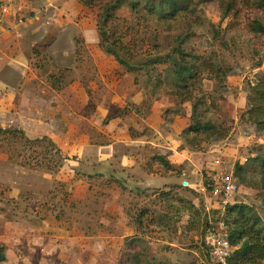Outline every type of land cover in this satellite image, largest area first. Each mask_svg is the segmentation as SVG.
Masks as SVG:
<instances>
[{
    "label": "crops",
    "instance_id": "1",
    "mask_svg": "<svg viewBox=\"0 0 264 264\" xmlns=\"http://www.w3.org/2000/svg\"><path fill=\"white\" fill-rule=\"evenodd\" d=\"M25 3L28 20L0 38V125L23 128L35 139L50 137L67 159L59 174L40 177L31 196L13 186L6 197L15 203L0 200V243L7 256L0 264L128 262L121 256L129 250L130 240L150 238L156 229L169 231L166 223L173 214L152 215L142 206L151 191L156 190L163 203L167 192L174 197H178L174 192L185 193L195 205L203 199L198 191L206 182L200 176L199 155L183 136L192 109L186 115L178 109L179 102L166 95L149 101L145 86L136 84L131 74L113 80L121 66L101 48L97 21L88 25L73 17L74 11L81 13L79 0ZM49 4L60 10L52 17L57 27L35 15ZM57 28L63 36L59 34L50 46L56 61L66 55L83 61V51L77 50L85 43L96 50L97 65L109 58L116 65L114 74L112 67L98 66L102 86L91 82L99 92L96 106H91L82 79L56 89L49 80L51 72L30 67L27 47ZM64 170L70 173L64 175ZM171 202L180 204L178 198ZM144 210H149L144 221L152 216L155 221L141 227L138 218Z\"/></svg>",
    "mask_w": 264,
    "mask_h": 264
},
{
    "label": "rangeland",
    "instance_id": "2",
    "mask_svg": "<svg viewBox=\"0 0 264 264\" xmlns=\"http://www.w3.org/2000/svg\"><path fill=\"white\" fill-rule=\"evenodd\" d=\"M224 1L222 3L223 0H185L184 5L186 3L189 5L181 11L176 20L169 22H158L154 18L147 21L141 20L140 14L131 15L129 7L123 6L111 22L109 31L111 33L120 31L125 44L132 49H138V52H145L149 48L148 46L141 48L142 39L148 38L153 42L158 40L162 49L168 51L174 40L180 37L184 39L183 44L187 50L201 55L205 62L204 66L215 63L223 66L228 72L227 78L220 81L199 79L193 88V95L185 97L177 107L187 115L192 109L195 98L203 96L206 100L205 105L210 106L206 119H215L220 123L226 119L231 126L227 138L220 141H206L205 136H200L201 144L191 147V150L197 152L196 156L199 155L196 159L201 165L199 166L200 176L205 182V178L212 173H233L234 165L238 161L246 163L247 166L250 165L245 173V179H237L239 188L236 202L253 206L264 219V190L260 175L254 173L252 162L246 161L256 153L264 154V131H257L244 116L248 90L264 75V35L254 33L249 27L256 20L264 23V5L261 4L262 0H235L234 8L230 10L228 7L232 4L229 0ZM22 2L25 10L19 12L20 15L15 14L12 25H17V19L21 16L25 17L24 22L29 18L27 4L25 0ZM79 4L81 13L78 12L77 15L74 11L73 17L76 16L77 21L87 22L88 25L96 23L99 8L88 7L80 2ZM44 8L45 10L35 13L37 19H43L42 22L51 27H57L52 17L53 13L56 15L60 11L58 7L55 4H49ZM59 30L57 28L54 34H46L35 46L27 47L30 67L51 72L50 75L54 76L50 81L59 87L82 79L86 83L91 106H96L100 99L99 92L97 88H93L91 82L97 81L96 84L100 88L102 86L103 80L98 81L97 78L98 66L107 67L108 65L112 67L110 69L114 74L116 65L110 61V58L97 65L93 56L96 50L89 49L85 43L84 45L80 43L77 50L79 53L83 51V61L70 60L66 53L64 58L61 57L56 61L53 48L51 49L50 46L59 34L62 35V32H58ZM79 68L83 72H79ZM144 71L146 68H137V71L131 73L121 66L116 72L118 76L111 78L114 80L118 77L122 81L126 77L123 74H131L135 76L136 84L145 86L147 76ZM206 71H204L205 75H207ZM111 78L108 79L111 80ZM157 91L163 94L165 90L163 88ZM172 111L170 115L173 114ZM24 117L26 119V116ZM0 127L4 129L0 132V200L15 203L13 198L6 197L7 191L10 192L13 186H17L21 191L23 190L21 195L31 196L35 185L38 186L39 180H42L40 177L45 173L59 174L63 170L64 160L48 141L42 140L35 143L33 141L35 135L33 137L28 134V130L15 126L0 125ZM6 128H18L23 132L7 131ZM186 166V164L183 166L184 169ZM63 173L66 175L70 172L64 170ZM201 190L198 193L202 194L203 199H200L198 205L202 203V206L193 205V199L186 198L185 193L174 192V195L178 194L188 201L182 203V208L175 203L170 205V199L164 201L166 204L163 203L157 196L156 190L150 192L148 197L150 200L142 206L151 209L152 214L156 212L162 215L168 211L173 216L166 223L168 232H160L156 229L149 235L150 238L139 239V244L145 249L142 257L144 260L136 264H149L150 261L157 264H211V252L205 241V233L210 226L220 228L224 224L227 227L224 219L226 212L213 197L207 184ZM160 197H163L162 194ZM190 204L194 209L198 208L202 212L191 211ZM149 220L148 217L145 221L143 220L145 226ZM149 240L152 242L151 245L147 244ZM135 248L137 252L139 247ZM129 252L126 250L124 256H121L122 259H125ZM135 252L130 253L133 256ZM122 261L121 264H134Z\"/></svg>",
    "mask_w": 264,
    "mask_h": 264
},
{
    "label": "trees",
    "instance_id": "3",
    "mask_svg": "<svg viewBox=\"0 0 264 264\" xmlns=\"http://www.w3.org/2000/svg\"><path fill=\"white\" fill-rule=\"evenodd\" d=\"M184 1L185 0H79V2L85 6L99 8L97 28L99 31L101 48L129 72H135L137 68H146V71H144L147 76L145 88L149 101L166 95L170 97L174 96L179 103H182L185 97H191L193 95V88L199 79L207 78L220 81L226 79L228 76V72L224 70L223 66L215 63L204 66L205 62L201 55L187 50L183 44L184 39L180 37L174 40L173 45L170 46L168 51L162 49V45L158 40L153 42L148 38L142 39L141 48L142 46H148L149 48L145 52H138V49H132L125 44L120 31H115L113 33L109 31L111 22L117 17L118 11L123 6L129 7L131 15L138 16L140 14L141 20L147 21L148 19L154 18L158 22H169L176 20L182 13L181 11L186 9V6L189 5V3L184 5ZM224 2L223 0L222 3ZM229 2L232 5L228 7V9L231 10L234 8L235 0H229ZM261 4L264 5V0L261 1ZM249 27L254 33L264 35V23L261 21H254ZM146 42L147 44H145ZM204 71H206L207 75H205ZM53 76L54 75L51 74L49 80L52 79ZM51 83L56 89L63 88V86L59 87L55 86L53 82ZM163 88L165 90L163 94L157 91ZM205 102L206 100L203 96H197L192 103L190 124L183 132L185 142L190 146L201 144L200 136H205L206 141H220L227 138L230 134L231 126L228 125L226 119L221 123L215 119H206L210 106L205 105ZM244 116L248 123L254 125L257 131H264V75L260 77L254 85L250 86L248 90ZM6 130L12 132L22 131L18 128H6ZM3 131L4 129L0 127V132ZM42 140L48 141L62 160L67 159V157L62 155L61 149L50 137L44 136L36 138L33 141L36 143ZM156 158L166 162L162 157ZM246 161L252 162V169L255 174L260 175L261 186L264 190V154L256 153ZM167 165L170 166L169 163H167ZM249 166L240 161L236 162L233 170L234 176L238 180H244L245 173L248 171L247 168ZM206 184L209 186L210 191H212V186L207 183V181ZM163 196L165 201L174 199L171 192H167ZM177 198L179 199V206L182 208V203L187 200L182 196H178ZM172 204L173 202L170 203V205ZM192 204H190L191 211L193 210L197 213L202 212L199 211L198 208L194 209ZM224 212H226L224 219L227 225L228 237L234 246V250L229 258V264H264L263 217L253 206L238 202L226 206ZM148 213L149 210H144L140 213L138 218L139 226L143 227L144 217ZM154 221L155 216H152V219L148 221V226L153 224ZM213 228L212 226L208 227L205 237ZM139 239L141 238L137 237L129 241L128 251L135 252V250H137L135 247H139L138 251L135 252L133 256L130 252L128 253L127 259L130 263L136 264L144 260L142 257L145 249L144 246L139 244ZM6 259L5 247L1 246L0 243V263L4 262ZM150 263L151 261L149 264ZM151 264L157 263L152 261Z\"/></svg>",
    "mask_w": 264,
    "mask_h": 264
},
{
    "label": "built area",
    "instance_id": "4",
    "mask_svg": "<svg viewBox=\"0 0 264 264\" xmlns=\"http://www.w3.org/2000/svg\"><path fill=\"white\" fill-rule=\"evenodd\" d=\"M24 10L22 0H0V38L15 27L16 24L12 25L15 14L20 15L19 12ZM24 18L21 16L16 23H23ZM206 181L212 186V195L222 208L236 202L239 184L233 173H212ZM205 240L211 252V264H229L234 246L228 237L227 227L224 224L220 228L214 227Z\"/></svg>",
    "mask_w": 264,
    "mask_h": 264
}]
</instances>
